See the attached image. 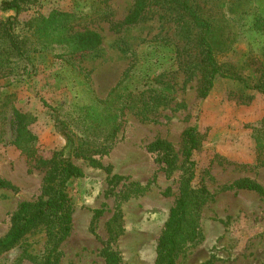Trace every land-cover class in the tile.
I'll return each instance as SVG.
<instances>
[{
  "label": "rangeland",
  "instance_id": "rangeland-1",
  "mask_svg": "<svg viewBox=\"0 0 264 264\" xmlns=\"http://www.w3.org/2000/svg\"><path fill=\"white\" fill-rule=\"evenodd\" d=\"M134 1L108 0L111 15L82 27L100 35L93 49L69 52L54 29L38 45L35 69L25 61L0 62V179L6 182L0 186V237L19 204L40 195L51 156L65 144L56 118L78 135L95 139L116 119L119 130L110 149L94 156L99 165L72 157L83 176L69 184L72 224L58 249L59 264H104L100 250L107 240L105 225L118 203L122 232L111 244L121 263L154 264L158 236L179 191L183 132L195 126L199 144L192 154L194 182L201 179L211 196L198 212L195 239L178 250L175 264H264V196L227 188L235 180L249 179L264 189V165L257 162L253 138L254 129L264 127V93L245 86L252 84L253 67L264 62V33L249 28L253 14L264 15V0H242L244 26L233 52L222 59L245 82L217 77L204 98L198 92L197 48L183 21L173 10L150 7L136 23L125 24ZM96 5L97 0H41L37 15L31 10L18 19L43 22L53 12L80 14ZM14 14L0 12V21ZM131 64L140 73L117 87L109 107L153 84L146 103L114 112L104 108L103 100ZM159 94L164 98L156 99ZM50 107L56 108V117ZM13 109L24 113L36 136L34 156L10 142ZM155 140L171 145L176 155L171 171L163 168L160 153L148 150ZM130 183L141 190L119 202V192ZM45 243L46 231L39 227L0 254V264H38Z\"/></svg>",
  "mask_w": 264,
  "mask_h": 264
},
{
  "label": "trees",
  "instance_id": "trees-1",
  "mask_svg": "<svg viewBox=\"0 0 264 264\" xmlns=\"http://www.w3.org/2000/svg\"><path fill=\"white\" fill-rule=\"evenodd\" d=\"M107 2L108 0H97L95 7L80 14L67 15L53 12L43 22L31 20L24 23L18 19V16L31 10L37 15L41 0H0V12L15 13L0 21V62H11L15 59L25 61L35 69L33 60L41 51L38 50V45H42V38H45L48 31L54 29L59 32L57 36L66 42L69 52H82L95 48L100 43V35L95 30L82 27L111 15ZM150 7L175 11L183 21L189 36L193 35L200 65L201 83L198 91L200 97L204 98L209 94L217 77L245 82L241 75L229 71L222 60L229 52H233V41L239 34L240 27L244 26L240 23L246 14L242 0H135L123 22L128 25L136 23L144 11ZM249 28L258 33H264V15L253 14ZM139 73L134 64H131L107 98L103 100L106 106L104 108L113 112L125 108H142L141 106L148 98H146V92L154 89L153 84L145 85L147 87L141 88L134 96L129 94L118 107H109L115 100L117 87L121 88L131 76ZM253 74L252 84L246 83L245 86L255 92L264 93V62L253 67ZM157 82H159L158 79H156ZM163 98L160 94L156 96V99ZM3 104L4 101L0 104V109ZM50 108L55 115L56 108ZM85 119L91 123L98 122L95 118ZM56 120L65 144L51 156L50 165L43 177L40 195L33 201L21 202L13 212L7 232L0 237V254L11 249L25 235L43 227L46 231L45 251L38 264H59L58 249L62 241L68 237L72 224L73 202L69 184L83 176L82 169L73 162L72 157H80L99 165L94 156L102 155L110 149L119 130L118 122L112 119L102 138L95 139L80 136L62 120L58 118ZM10 130L11 144L21 153L34 156L36 136L29 131L24 113L17 109L11 112ZM253 136L256 143L257 162L264 165V127L255 128ZM198 144L196 127L186 128L180 149L182 165L179 191L158 236L154 264H175L178 250L184 244L193 241L197 235L198 212L211 196L201 179L197 183L194 182L196 173L192 154L198 148ZM147 148L161 154L165 170L171 171L176 167V155L167 141L155 140ZM115 178L116 176L113 175L111 179ZM5 185L6 182L0 179V186ZM227 188L250 190L264 196L262 186L249 179L235 180ZM140 190L139 185L130 183L126 189L119 192V202ZM121 219L122 214L118 203L105 225L107 240L103 242L100 250L104 264H122L120 252L111 244L122 232Z\"/></svg>",
  "mask_w": 264,
  "mask_h": 264
}]
</instances>
